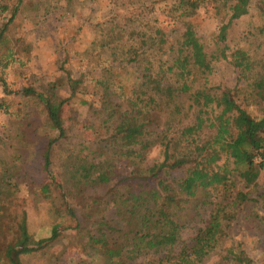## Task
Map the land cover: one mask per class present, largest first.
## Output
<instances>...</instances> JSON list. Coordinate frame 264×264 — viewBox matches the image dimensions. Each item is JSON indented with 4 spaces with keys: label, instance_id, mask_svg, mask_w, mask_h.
Listing matches in <instances>:
<instances>
[{
    "label": "trees",
    "instance_id": "16d2710c",
    "mask_svg": "<svg viewBox=\"0 0 264 264\" xmlns=\"http://www.w3.org/2000/svg\"><path fill=\"white\" fill-rule=\"evenodd\" d=\"M106 1L112 15L99 23L103 36L99 46L112 60L130 64L134 76L125 85L107 67L108 74L97 80L102 88L101 106L93 114L107 125L103 135L111 159L127 161L125 167L107 177L104 194L87 192L96 186L81 163L65 164L54 172L53 148L66 137L63 110L82 83L68 72V97L57 91V82L39 90L23 86L18 91L43 112L42 124L34 128L36 138L25 137V146L32 150L35 141L42 140L38 150L41 173L62 192L64 200L60 197L58 208L75 221L74 234L84 239L80 242L91 257L86 264H129L160 253L156 264H200L215 251L225 224L216 209L188 244L182 232L195 216L188 204L192 200L207 204L211 192L228 187L233 171L254 190L264 171V69L240 47L227 52L229 27L248 13L251 0ZM21 2L0 1V14L10 12L0 23V83L6 94L10 91L3 75L16 60L6 32ZM155 4L168 10L174 27L179 23L178 36L154 21ZM206 5L224 18L217 33V55L209 56L196 46L199 40L189 21ZM257 9L264 17V1L257 3ZM260 30L264 31V22ZM216 56L228 59L240 72L250 88L248 94L236 99L230 91L218 93L209 86L207 76ZM111 94L120 96L123 104L109 101ZM183 95L188 99L185 107ZM255 106L260 107V114L252 113ZM156 145L159 158L138 168L136 164ZM180 170L181 176H172ZM42 192L50 198L49 186H43ZM248 215L255 226L264 225V188L256 191ZM17 218L8 211L7 199L0 197V261L29 264L25 257L39 253L44 243L55 242L61 234L60 224L48 236L35 239L28 230L25 211ZM217 264L264 263H258L237 242L221 250Z\"/></svg>",
    "mask_w": 264,
    "mask_h": 264
},
{
    "label": "rangeland",
    "instance_id": "374dc122",
    "mask_svg": "<svg viewBox=\"0 0 264 264\" xmlns=\"http://www.w3.org/2000/svg\"><path fill=\"white\" fill-rule=\"evenodd\" d=\"M0 1H7L10 5L17 2ZM259 1L264 0H251L248 13L231 23L227 52L240 47L263 70L264 31L260 30V26L264 17L257 9ZM155 5L156 10L152 12L154 21L167 26L172 36H178L181 32L179 23L174 27L168 10ZM110 10L111 6L106 0H22L16 16L8 25V46L14 50L16 60L3 75L10 91L8 94L4 93L0 83V197L7 199L8 211L13 219L17 220V214L25 211L28 230L35 239L48 236L57 223L61 230L55 242H46L39 253L25 257L29 264H86L91 257L80 242L84 239H78L74 234L77 232L75 221L58 208L60 197L64 200L62 192L41 173L38 150L43 145L42 140L37 139L32 150L25 146V137L36 138L34 128L42 124L43 112L33 99L22 96L18 91L23 86H33L39 90L50 82H57V91L61 96L68 97L66 73L74 78L80 77L82 83L63 110L66 137L53 148L52 168L55 172L56 168L61 167V170L65 164L81 163L96 186L87 192L104 194L108 188L105 185L107 177L115 174L117 169L124 168L127 161L116 159L113 162L106 136L103 135L107 125L101 123L100 117H94L93 112L100 111L102 95L97 80L108 74L107 67H112L113 73L109 74H117L118 79H122L120 83L125 85L134 76L130 64L112 60L113 56L99 46L103 38L99 23L112 15ZM221 16L214 15L206 5L189 20L199 40L196 46L203 48L209 56L217 55L220 49L217 33L224 21ZM9 17V11L3 12L0 23ZM105 25L104 22L103 27ZM216 57L207 76L209 86L218 93L230 91L236 99L248 94L250 88L246 87L247 82L240 72L228 59ZM182 100L185 107L187 95H183ZM109 101L123 104L117 94H111ZM251 111L253 114L261 113L258 106L251 108ZM158 158L159 146L156 145L145 153L141 164L136 166H148ZM182 174L180 170L173 172L172 176ZM43 186H49L50 198H46L42 192ZM263 188L264 171L259 175L254 190L246 186L238 173L233 171L228 187L211 192L207 204L202 205L195 200L188 204V209L195 214L182 232L188 244H191L195 232L207 225L211 213L216 209H220L225 224V234L215 251L210 252L200 264H217L221 250L237 242L243 243V247L258 263H264V225L255 226L248 215L255 204L256 191ZM178 250L179 247L176 248ZM159 257H162V253L139 258L129 264H156ZM93 262L99 263V260L94 258ZM0 264L6 263L0 261Z\"/></svg>",
    "mask_w": 264,
    "mask_h": 264
}]
</instances>
